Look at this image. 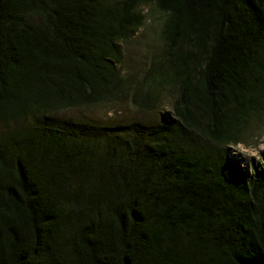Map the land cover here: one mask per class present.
<instances>
[{"label":"trees","instance_id":"1","mask_svg":"<svg viewBox=\"0 0 264 264\" xmlns=\"http://www.w3.org/2000/svg\"><path fill=\"white\" fill-rule=\"evenodd\" d=\"M263 119L264 0H0V264H264Z\"/></svg>","mask_w":264,"mask_h":264},{"label":"rangeland","instance_id":"2","mask_svg":"<svg viewBox=\"0 0 264 264\" xmlns=\"http://www.w3.org/2000/svg\"><path fill=\"white\" fill-rule=\"evenodd\" d=\"M144 13L150 10L144 9ZM149 17V16H148ZM151 19V17H150ZM160 26L158 23H153L151 20L141 28L137 36L132 39L124 47V60L126 74L137 75L141 78L145 75V71L149 68L150 56L154 52L158 54L160 51L159 39ZM173 97H175L173 95ZM167 92L163 95V102L161 104L165 113H170V105L174 98ZM134 109L127 99L121 101H114L112 103L101 106L80 107L75 110H68L61 114V117L72 116L75 119H106L115 116H133ZM141 115H136L140 117ZM264 121V119L262 120ZM262 122L253 121V126L240 143L234 147L229 148L230 157L237 158L242 166L247 167L249 162H257L264 158V128Z\"/></svg>","mask_w":264,"mask_h":264}]
</instances>
